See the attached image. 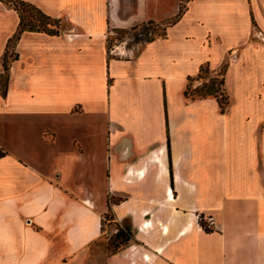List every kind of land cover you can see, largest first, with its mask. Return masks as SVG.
I'll return each instance as SVG.
<instances>
[{
	"label": "crops",
	"instance_id": "obj_1",
	"mask_svg": "<svg viewBox=\"0 0 264 264\" xmlns=\"http://www.w3.org/2000/svg\"><path fill=\"white\" fill-rule=\"evenodd\" d=\"M24 1L75 31H25L0 89V264H83L111 209L133 237L104 264H264V0H186L136 53L109 35L183 0ZM19 22L0 1V74ZM206 63L225 112L185 94Z\"/></svg>",
	"mask_w": 264,
	"mask_h": 264
},
{
	"label": "trees",
	"instance_id": "obj_2",
	"mask_svg": "<svg viewBox=\"0 0 264 264\" xmlns=\"http://www.w3.org/2000/svg\"><path fill=\"white\" fill-rule=\"evenodd\" d=\"M0 1L7 5H10L11 8L17 11L20 19L17 31L8 40L6 50L2 57L3 72L0 74V89L2 96L5 97L7 95L8 89L10 65L13 61L18 59V54L16 53V51H12V54L9 55V47L11 45L15 47L25 31L45 32L51 35H59L62 32L60 27L58 28V23L61 21V19L54 18L48 15L36 5L24 0ZM183 11L184 8H182L181 6L179 13L165 22L149 20L129 28L115 29L113 32L132 35L134 37V42L142 45L139 49L141 50L147 42L153 41L157 38L165 37L167 35V28L179 20ZM112 39L113 37L109 35V53L111 52L110 43ZM226 70L227 64H224L218 72V76L209 77V74L212 72L209 64L206 63L201 65L199 73L195 77H189L188 79V83L185 89L186 96L192 98L216 97L219 102L221 111L225 112L229 105V97L224 88V76ZM195 79H204V81L199 85L193 87V81H195ZM5 154L6 151L0 148V157L4 156ZM105 216H107V214ZM199 223L201 227L207 231H210L212 229L206 226L203 219H200ZM116 237H121L124 241L129 242L133 237V232L130 225L125 224L122 226H117Z\"/></svg>",
	"mask_w": 264,
	"mask_h": 264
},
{
	"label": "rangeland",
	"instance_id": "obj_3",
	"mask_svg": "<svg viewBox=\"0 0 264 264\" xmlns=\"http://www.w3.org/2000/svg\"><path fill=\"white\" fill-rule=\"evenodd\" d=\"M185 1L186 0H183L182 2V8H184V6L186 5ZM7 6L11 8L10 5ZM60 19L61 21L58 23V28L60 27L62 33H71L75 31V27L64 17H61ZM111 36L113 37L110 43L112 48L111 53H114L115 51H124L125 53L127 52L128 48L134 50V52L136 53L139 51L140 47L142 46L139 43H135L134 37L130 34H121V33L113 32ZM252 38L261 39V34L259 33V31L254 29ZM117 47H122L123 49L121 50ZM12 51H15V47L11 45L9 47V55L12 54ZM218 72L217 73L211 72L209 74V77L218 76ZM203 81L204 79H195V81H193V87L199 85ZM61 142L65 145L68 144L67 138L64 136V134L61 136ZM106 214L107 216H104L103 224H102L103 234L98 240L94 241L93 243H91V245H89L87 250L88 251L87 258L83 264H104L105 258L108 255L120 251L129 243L124 241L121 237L119 238L116 237L117 226H120V224L117 222L112 209L107 211ZM198 215H203V217L211 216L204 214H197V216Z\"/></svg>",
	"mask_w": 264,
	"mask_h": 264
},
{
	"label": "built area",
	"instance_id": "obj_4",
	"mask_svg": "<svg viewBox=\"0 0 264 264\" xmlns=\"http://www.w3.org/2000/svg\"><path fill=\"white\" fill-rule=\"evenodd\" d=\"M197 217H198V220L203 219V221L205 222L206 226L209 227V228H211L212 224L214 223V219L211 216L203 217V215L202 216L198 215Z\"/></svg>",
	"mask_w": 264,
	"mask_h": 264
}]
</instances>
